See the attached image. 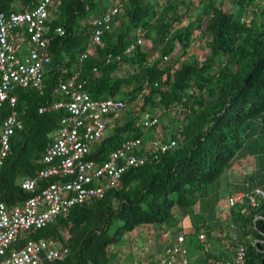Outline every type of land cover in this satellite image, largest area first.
<instances>
[{"label":"trees","instance_id":"16d2710c","mask_svg":"<svg viewBox=\"0 0 264 264\" xmlns=\"http://www.w3.org/2000/svg\"><path fill=\"white\" fill-rule=\"evenodd\" d=\"M200 1L127 0L119 21L104 31L102 46L81 61L91 37L85 19L100 15L108 5L104 0H58L51 11L44 33L51 60L43 88L13 91L22 128L11 136L0 168V201L14 204L33 195L23 191L18 180L46 167L42 155L49 134L67 114L49 107L64 96L59 79L75 75L91 98H115L128 105L91 158L106 159L125 140L151 138L156 126L139 123L157 111L158 125L177 143L144 164L127 167L120 185L102 197L76 204L53 223L25 232L26 240L54 238L67 247L64 258L44 264H116L118 249L110 246L138 226L176 227L237 156L246 141L247 123L264 114V0ZM38 2L0 0V12H25ZM228 4L236 6V13ZM198 6L201 10L193 16ZM183 17L192 18L183 25ZM58 27L62 35L55 32ZM197 32L204 54L188 56ZM139 34L150 47L135 45L126 54ZM164 56L169 61L160 65ZM9 113L4 102L0 123ZM236 206L229 216L234 229L243 220V232L230 242L235 249L236 243L244 246V264H264V198L255 207ZM236 214L240 216L233 218ZM190 235L197 241L198 229L184 234L185 243Z\"/></svg>","mask_w":264,"mask_h":264},{"label":"built area","instance_id":"2783aa9c","mask_svg":"<svg viewBox=\"0 0 264 264\" xmlns=\"http://www.w3.org/2000/svg\"><path fill=\"white\" fill-rule=\"evenodd\" d=\"M126 1L112 0L100 15L85 19L90 24L91 37L85 51L79 55L80 61L93 53L96 46H102L104 31L113 21H119ZM57 3L58 0H39L25 12H0V107L4 102L10 107V113L0 123V168L9 152L11 136L22 128L15 110L17 97L14 89L43 88L44 72L51 60L44 33ZM55 32L62 35L64 30L58 27ZM145 44L146 39L139 34L125 53L129 54L135 45L145 49ZM168 61L169 57L164 56L160 65ZM126 68L124 65L122 71ZM58 90L63 93V98L52 101L49 107L64 109L67 114L52 132L42 155L46 167L18 180L20 188L33 195L14 204L0 201V264H44L64 258L67 247L61 240H26L24 233L53 223L76 204L102 197L108 189L120 185L127 167L144 164L150 157L156 158L177 143L158 125L160 113L157 111L139 123L145 127L156 126L151 138L128 139L111 150L106 159L91 158L92 152L112 132L115 120L122 116L128 105L115 98H91L75 75L59 79ZM44 110L40 108L39 112ZM260 198H264V191L257 188L229 195L226 205L228 208L237 204L255 207ZM228 227V231L233 232L232 222ZM229 239L233 241L234 237ZM198 240H207L204 231L198 233ZM236 244L229 259L213 260V264H244L245 248ZM151 263L188 264L184 234H177L173 242L151 258Z\"/></svg>","mask_w":264,"mask_h":264},{"label":"crops","instance_id":"0c3cea01","mask_svg":"<svg viewBox=\"0 0 264 264\" xmlns=\"http://www.w3.org/2000/svg\"><path fill=\"white\" fill-rule=\"evenodd\" d=\"M192 1L197 5L200 0ZM111 2L112 0L105 4L109 6ZM191 12H193L194 16V9ZM182 24H184V21H182ZM194 35L197 36L198 32ZM199 46L201 44L197 36L188 49V56L198 55L202 57L204 49L200 50ZM184 56L182 58L187 57V55ZM256 138L257 136L254 135L251 141L247 142L246 140L244 142L228 168L216 182L206 186L200 193L198 203L186 211V215L176 227L162 226L164 230L159 231L151 224H142L127 233L125 235L126 239H124L129 244L128 250H117L116 264H140L150 261L155 254L160 253L166 245L173 242L177 234L194 232L196 229H198V233L204 231L207 235V240L205 242L196 241L195 238L187 240L186 245L188 243L190 245L187 250L188 264H213V260L220 258L229 259L235 250V245L229 241V238L230 236L242 237L243 220L236 222L233 232L230 233L228 231L231 217L229 216L230 208L226 205V198L230 194L250 192L257 188L264 191V148L255 145L253 141L256 142ZM220 185L223 187L220 188ZM222 189L225 190V193L222 192V197L220 198ZM236 207L247 208L248 206L237 205ZM242 215L244 216L245 213ZM208 216L211 217L209 218ZM239 216L240 214H236L233 218ZM142 237H145L148 242L145 243L144 248L141 250H138V246L134 250L135 246L132 243L137 238L140 240ZM196 245L198 248H196ZM125 253H128L132 259L125 258Z\"/></svg>","mask_w":264,"mask_h":264},{"label":"rangeland","instance_id":"374dc122","mask_svg":"<svg viewBox=\"0 0 264 264\" xmlns=\"http://www.w3.org/2000/svg\"><path fill=\"white\" fill-rule=\"evenodd\" d=\"M108 1H111V0H104V2L105 3H108ZM201 6H202V4H201ZM201 6H198L195 10H194V15L196 14V13H198L200 10H201ZM228 6H230V8H231V11L233 12V13H236L235 11H236V6H233V5H227V7ZM229 8V7H228ZM182 10H184L183 8H181V11ZM188 15H189V13H188ZM247 16V18H250L252 15L251 14H248V15H246ZM186 18V19H185ZM183 17L182 19H181V21L180 22H182V21H184V24H186V23H188L191 19L190 18H192V17ZM183 19H185V20H183ZM180 22L178 23V24H180ZM183 24V25H184ZM200 44H201V46H199V49L201 50V49H204V47H203V43L202 42H200ZM151 44H150V41H147L146 40V44H145V49H148L149 48V46H150ZM203 52H204V50H203ZM180 54V53H179ZM202 54V53H201ZM203 56V55H202ZM185 57V56H184ZM184 59V58H183ZM172 61H174V60H172ZM247 129H246V133H245V135H244V137H245V139L247 140V142L248 141H251L252 140V137L254 136V135H256L257 136V138L255 139V140H257L256 142L255 141H253L254 143H255V145H257L258 147H261V148H264V114H262V115H260L259 117H256V118H253L252 120H250L248 123H247ZM52 133H50L49 134V137H52ZM223 186L222 185H220V188H222ZM224 189V188H223ZM222 189V190H223ZM222 192L223 193H225V190H223V191H221V193H220V198L222 197ZM178 212V211H177ZM176 212V213H177ZM209 218L211 217V216H208ZM163 225H155V228H156V230H164V228L162 227ZM126 239V237H125V235L123 236V239L118 243V244H114V245H111L110 246V249H114V248H116V249H118V250H128V247H129V244H128V242H126L125 241V239ZM190 238H194V236L193 235H190ZM126 242V243H125ZM146 242H148L147 240H146V238L145 237H142L140 240H139V238H137V240H135L132 244L135 246L133 249L134 250H136V246H138V250H141L142 248H144V246H145V243ZM124 257L125 258H130V259H132V257L130 256V255H128V253H125L124 254Z\"/></svg>","mask_w":264,"mask_h":264}]
</instances>
